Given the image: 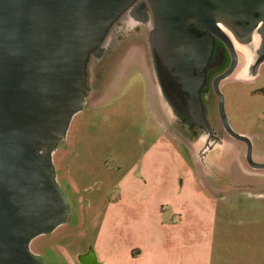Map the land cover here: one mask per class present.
I'll use <instances>...</instances> for the list:
<instances>
[{"label":"rangeland","instance_id":"rangeland-1","mask_svg":"<svg viewBox=\"0 0 264 264\" xmlns=\"http://www.w3.org/2000/svg\"><path fill=\"white\" fill-rule=\"evenodd\" d=\"M138 18H118L86 67L85 105L51 156L68 218L33 239L30 252L44 264L87 250L96 264H264V169L251 170L242 145L225 135L201 154L205 136L157 92L147 20ZM241 63L218 92L227 125L254 134L251 161L262 163L264 63L253 79ZM212 75L201 99L215 126Z\"/></svg>","mask_w":264,"mask_h":264},{"label":"water","instance_id":"water-1","mask_svg":"<svg viewBox=\"0 0 264 264\" xmlns=\"http://www.w3.org/2000/svg\"><path fill=\"white\" fill-rule=\"evenodd\" d=\"M135 3L140 18H152L159 96L176 117L199 125L206 142L213 132L200 92L213 39L226 49L228 67L210 88L218 122L246 144V165L264 169L251 161L248 138L227 125L218 92L237 62L220 27L239 37L264 28V0H0V264H44L30 242L65 224L69 207L51 156L85 105L91 56Z\"/></svg>","mask_w":264,"mask_h":264},{"label":"flooded vegetation","instance_id":"flooded-vegetation-1","mask_svg":"<svg viewBox=\"0 0 264 264\" xmlns=\"http://www.w3.org/2000/svg\"><path fill=\"white\" fill-rule=\"evenodd\" d=\"M142 11H143V7L138 6V4L136 5V3H135L128 10V13H130V14L134 13L138 16L139 14H141L140 12H142ZM145 12H146V9H145ZM149 17H150L149 20L146 18H144V19L138 18V21L147 20L146 21L147 22V28L149 30V35H151V25H152L151 19L152 18H151L150 14H149ZM138 23H140V22H138ZM220 29L230 37V40L233 44L235 52L240 49V51H242L245 54L243 57H240L238 59V56H237L238 54L236 52L235 56H236L237 62H236V66L234 68V71H236L237 68L242 70V63L241 62L245 61L246 65H245V69L243 70L244 72L242 75L245 76V78H248V79L252 78L253 79L255 76V73L259 70L261 65L264 63V28L261 25H258L257 28L254 30V32L252 31L249 35H246L245 37H239L235 33H233L232 31H229L223 27H220ZM149 35H148V37H149ZM151 48H153V46H152L151 40H149V46H148L149 52H148V54H149V58L151 61V69L150 70L152 73V77H154L156 85H157V81L155 78L156 75L154 73V63H153L154 54L152 55V49ZM91 57L93 58V60H98V58H99L97 52L95 54H93ZM240 63H241V65H240ZM228 64H229L228 52L226 51V49H224L222 44L219 43V41H217L216 39H213L212 54L210 55L208 70L206 71V85H207V81H208V78H209V75L211 74V72H213V75L211 77V80H212L215 76H217V75L221 74L223 71H225V69L228 67ZM211 80H210V86H211ZM206 85H205V87H206ZM205 87H203V88H205ZM156 89H157V86H156ZM201 92H202V90H201ZM201 92H200V96H201ZM215 99H216V97H215ZM216 104H217V102H216ZM214 107H215V105H214ZM215 113H216V110H215ZM215 117H217V113H216ZM218 121H219V119L217 117V120L215 121V124H216L215 126L214 125L210 126L208 124L209 127L211 128L212 132H213V138L206 142V138H208V136L204 133V131L200 128L199 125L192 123V119L183 120V122L186 124V126L188 124L192 125L193 130L195 129V131H194L195 134L197 132H200V134L205 136L203 143H202V147H201V149H202L201 154H202V151L204 152V151L211 149V146L209 145L210 143L218 145L220 143V137L223 135H225L229 139L233 140L232 137L227 135L222 130ZM238 134L243 135L246 138H248L249 146H250V159H251L252 150L255 149V145L257 144V142H255L254 134L250 133V131L248 133H245V131H244L243 133H238ZM233 141L242 145V156L241 157L245 163L244 156H246V144L243 142L235 141V140H233ZM239 154H240V152H239ZM63 187L67 193L74 194V195L76 194V191L71 190V188L67 182L64 183ZM106 200L108 201L107 197H106ZM38 238L39 237H37V240H39ZM129 256L131 258V255H129ZM67 261H65V264H96V262L93 260V258L91 256V253L88 250L85 251L81 255L78 253L77 254L74 253L73 256L71 257V260H67Z\"/></svg>","mask_w":264,"mask_h":264},{"label":"crops","instance_id":"crops-1","mask_svg":"<svg viewBox=\"0 0 264 264\" xmlns=\"http://www.w3.org/2000/svg\"><path fill=\"white\" fill-rule=\"evenodd\" d=\"M136 254H138V253H137V252L134 253L133 256H131V258H130V256H129V260H135V258H136ZM124 258H125V257H124Z\"/></svg>","mask_w":264,"mask_h":264}]
</instances>
